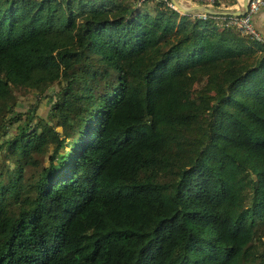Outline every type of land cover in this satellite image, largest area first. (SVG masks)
<instances>
[{
    "label": "trees",
    "instance_id": "obj_1",
    "mask_svg": "<svg viewBox=\"0 0 264 264\" xmlns=\"http://www.w3.org/2000/svg\"><path fill=\"white\" fill-rule=\"evenodd\" d=\"M135 1L0 0V264H264V41Z\"/></svg>",
    "mask_w": 264,
    "mask_h": 264
},
{
    "label": "built area",
    "instance_id": "obj_2",
    "mask_svg": "<svg viewBox=\"0 0 264 264\" xmlns=\"http://www.w3.org/2000/svg\"><path fill=\"white\" fill-rule=\"evenodd\" d=\"M145 0H136V4H140ZM167 1L168 6L173 8V6ZM221 0H187V3L190 5H203L211 8H233L237 6L238 0H234L233 4L230 6H223L222 3H220ZM216 3H220V5L215 6ZM264 7V0H248L247 2V8L243 15L235 17V16H227L223 17L227 20L228 23H231L235 26V28L239 31L242 35H247L252 39L258 40V41H264L259 36L258 32L253 27V24L251 22V17L261 8ZM174 9V8H173ZM198 16L204 18L205 14H198Z\"/></svg>",
    "mask_w": 264,
    "mask_h": 264
},
{
    "label": "water",
    "instance_id": "obj_3",
    "mask_svg": "<svg viewBox=\"0 0 264 264\" xmlns=\"http://www.w3.org/2000/svg\"><path fill=\"white\" fill-rule=\"evenodd\" d=\"M168 2L173 6V8L179 13L186 15H212V16H241L245 13L247 8L248 0H239L236 7L233 8H211L203 5H190L185 6L178 2L177 0H168Z\"/></svg>",
    "mask_w": 264,
    "mask_h": 264
},
{
    "label": "rangeland",
    "instance_id": "obj_4",
    "mask_svg": "<svg viewBox=\"0 0 264 264\" xmlns=\"http://www.w3.org/2000/svg\"><path fill=\"white\" fill-rule=\"evenodd\" d=\"M221 1H222V0H221ZM218 5H219V4H218ZM217 17L221 18L220 21H219V22H221V23L218 22L219 27H223L222 24H224V25H227V26H232L234 29H236L235 26H234L233 24L228 23L227 20H224V18H223L222 16H217ZM217 21H218V20H217ZM236 30H237V29H236ZM237 31H238V30H237ZM238 32H239V31H238ZM244 36H247V35H244ZM247 37H249V36H247ZM249 38H250V37H249ZM250 39H252V38H250ZM253 40H255V39H253ZM256 41H258V40H256ZM201 85H202V84L195 85L194 88H193L192 93H195L196 90H197ZM52 90H53V91H56V90H57V86H56V85H53ZM46 100H47V98L42 99V101L39 103V104H41L40 107H39V112H41L42 115L45 113V111H46V109H47V106H48V105H47L48 103H46ZM203 117H204V118H207L206 113L204 114ZM190 137H191L190 139H192L191 141H194L195 139L203 140V138H204L203 135L197 133V131H194V132L190 133ZM0 153H1V150H0ZM1 158H2V157H1V154H0V159H1ZM44 162H45V161L43 160V163H44ZM252 235H253V232H250V231H249L248 236H249L250 238H252ZM260 252L262 253V257H263L262 259H263V263H264V249H263L262 247H260Z\"/></svg>",
    "mask_w": 264,
    "mask_h": 264
},
{
    "label": "crops",
    "instance_id": "obj_5",
    "mask_svg": "<svg viewBox=\"0 0 264 264\" xmlns=\"http://www.w3.org/2000/svg\"><path fill=\"white\" fill-rule=\"evenodd\" d=\"M177 1L185 6H190V4L187 3V0H177ZM252 20L258 31L261 32V35L264 36V7L256 12V14L252 17Z\"/></svg>",
    "mask_w": 264,
    "mask_h": 264
},
{
    "label": "bare ground",
    "instance_id": "obj_6",
    "mask_svg": "<svg viewBox=\"0 0 264 264\" xmlns=\"http://www.w3.org/2000/svg\"><path fill=\"white\" fill-rule=\"evenodd\" d=\"M239 1V0H238Z\"/></svg>",
    "mask_w": 264,
    "mask_h": 264
}]
</instances>
